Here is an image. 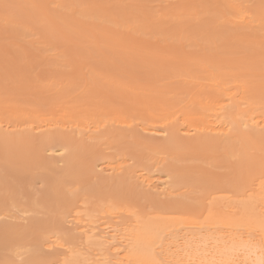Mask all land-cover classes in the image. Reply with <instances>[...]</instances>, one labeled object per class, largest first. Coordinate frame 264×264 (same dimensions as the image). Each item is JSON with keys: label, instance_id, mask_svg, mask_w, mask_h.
Wrapping results in <instances>:
<instances>
[{"label": "rangeland", "instance_id": "1", "mask_svg": "<svg viewBox=\"0 0 264 264\" xmlns=\"http://www.w3.org/2000/svg\"><path fill=\"white\" fill-rule=\"evenodd\" d=\"M263 19L264 0H0V132L31 133L37 140L48 136V126H55L51 132L62 126L67 133L70 127L100 132L92 139L77 136L74 153L42 152L59 161L51 176L66 199L53 206L41 199L48 171L38 164L37 140L23 145L25 151L14 159L19 178L4 170L0 158L10 185L0 183L7 207L6 219L0 217L7 224L0 227L28 228L21 236L0 234L7 240L0 245V264H52L82 254L80 240L77 245L69 240L79 237L75 216L98 224L121 214L127 224L198 223L211 215L239 218L246 204L264 201V194L248 193L264 185V142L233 131L225 146L200 153L183 145L198 140L196 134H182L179 143L159 148L163 137L139 136L136 128L211 121L208 109L226 94L263 122ZM152 116L159 120L151 123ZM65 156L74 160L71 169L60 163ZM115 166L123 169L102 172ZM125 174L128 181H108ZM168 175L172 190L166 197L141 186L145 177L159 188ZM101 177L107 182L100 184ZM91 186L97 189L89 192ZM172 201L184 205L159 206ZM53 235L70 256L57 253L58 260L51 259L44 245Z\"/></svg>", "mask_w": 264, "mask_h": 264}, {"label": "bare ground", "instance_id": "2", "mask_svg": "<svg viewBox=\"0 0 264 264\" xmlns=\"http://www.w3.org/2000/svg\"><path fill=\"white\" fill-rule=\"evenodd\" d=\"M238 21L244 22L245 19L240 18ZM205 37H208L209 39L214 38V36L210 35H205ZM217 87L220 88L222 85L218 84ZM224 91H226V89H224ZM235 97L236 96L232 94L223 95L222 98L225 99H223L222 102H217L211 109H208L211 111L209 113L211 121H194L187 127L182 126V128L177 124L178 121L174 122L175 124H173V126H155L152 124H140V126L137 124V131L140 130L138 131V135L144 136L145 134H142V132H145L147 135L150 133L154 134V138L156 136L163 137V143L157 145V147L161 148L167 147L174 142L179 143V139L182 137V134L185 136L196 134L199 137L197 138L198 140L192 143L190 141L191 144L189 141L185 143L183 142V145H186V147L195 146L197 147V150L200 151V153H205L207 149H210V147L219 148L225 146L231 138L233 131L243 137L246 136L247 139H251L250 137H252L253 139H257L258 142L260 141L263 143L264 121L261 122L260 120L258 121L254 119L255 113L253 114V112L250 110H241L240 106H242V104H237ZM156 120H159L156 118V116H152L149 119L151 123L155 122ZM42 126L40 128H42ZM46 127L47 125L44 128ZM53 127L55 128V126H48V128H50H47L48 136L43 137L42 140L34 139V135L31 133L28 135L19 133V135L22 134L19 136L12 133L8 134L3 131L0 132V158L5 162L3 168L6 171H11L13 175L18 178L20 177V172L12 168L14 159L19 156L20 153L25 151L23 145L34 143V140L38 141L35 144L38 147L35 151L38 164L49 173L45 174L46 176L43 180L45 189L41 192V199L48 206L60 204L66 198L60 193L59 184L55 179V175L51 176L53 173L58 171L55 165L59 161L56 160V162L55 160L53 161V159L50 160L47 157L45 158L42 152H50L53 155L57 154V156H64L66 153H74L78 143L77 136L81 135L82 138H86L88 135L87 138L91 137L90 139H92V137L94 138L92 135H95L97 131V129H95L94 132H92L89 128L86 130L87 127L85 129L83 128L85 131L82 129L79 130L77 127V129L75 128L72 130V127H70L71 130L69 133H67L63 126H59L60 129H63L51 132L52 129L54 130ZM97 127L100 128V126ZM1 128L3 127H0V130ZM49 132H51L52 135H49ZM97 133L100 132L97 131ZM82 138L80 141L83 144L85 142L82 140ZM19 145H22V147H19ZM63 153L64 155H62ZM61 159L62 158H60V163H63L68 169H71L75 165L71 156H65L62 160ZM122 169V166H115L112 168L110 167L107 170H102V172L110 171V174L113 175L114 173H119V171ZM170 176L171 175H168L165 181H161L162 184L160 183L161 187L159 188H156L158 182H153L157 184L154 185L151 182L153 181L152 179L150 180V178L147 177L148 179L145 180V177L141 176L144 178V181H141L143 183L141 186L145 185L148 188L152 187V190L155 191V194L153 195L156 196L157 194L158 196H161V198L162 196L166 197L170 194L169 191L172 190L169 185L171 178ZM113 177L116 179L110 180L111 178H107L110 183L128 181L130 179L126 174L121 175V177L118 178L116 176ZM212 178L214 179V177ZM104 180L105 179H102L101 177L99 183L101 184L103 182H107ZM0 183L10 186L5 176L2 175L1 172ZM256 187V190L248 189L250 190L248 193H257L256 195L258 196L264 194V185L262 183L257 184ZM148 188L146 189L148 190L147 192L151 190ZM96 189V186H91L89 187L88 191L94 192ZM145 194L148 199L153 197V195L151 196L147 193ZM25 196H29V193L27 192ZM260 200H258L256 204V200H254V205L252 204L253 202H251V204L245 203L246 205L243 209L244 212L242 211L240 217L237 215L239 218H236V215L234 217L231 216L232 218L221 216V218L213 220L215 216L211 215V217L205 219V222L198 223H193L194 221L187 222L172 220L159 222L148 221L143 223L136 219L133 222L127 224L128 220L126 219L125 223L123 221L124 216L121 214L122 216L116 215L115 219L118 220L116 221L114 219L116 223L112 221L113 219L111 220V218H109V221L98 224L97 222L91 221L90 219H81V217L75 216V218H73V221H75V226L73 225V231H79V237L77 234H74L69 237V240L72 242L74 241V244L76 245L77 241L80 240V242L78 241L77 247L80 252L84 251L82 254H79L78 251V254L81 257L78 255L79 257L77 256V259L75 254H73L74 258L72 257L73 255L69 257V259L67 257L64 258L62 255L70 256L72 251L69 249V247L62 243L63 241H59V238L54 235V237L52 236L53 238L50 240V242L46 243L44 247L51 252V257H53L51 259H53V261L54 259L58 260L59 257L57 256L62 253V255H60L64 259L62 261H54L52 264H264V201ZM183 205L184 204H181L180 202L172 201L163 204L161 203L159 206L163 207V209H168L182 208ZM5 207L6 204L0 200V210L3 209V212L0 213L1 218L7 215V213H5L7 207ZM24 214L26 213L24 212ZM25 216H20L23 218H20L19 221L25 222L28 219ZM6 217L7 216L4 218L6 219ZM125 217L128 218L129 216ZM1 218L0 226L4 222V220ZM119 219L123 223H121ZM128 219L130 222V218ZM70 223L72 224V222ZM10 224L12 226L5 225L0 227V234L4 232H12L19 234L18 236H21L24 234V231L28 229L25 226H13L12 223ZM48 227L49 224H42L40 226V228ZM63 234L67 235L68 237V232L64 231ZM6 243L7 240L0 238V245H6ZM38 251L39 250L37 249V252ZM79 258H81V261Z\"/></svg>", "mask_w": 264, "mask_h": 264}]
</instances>
